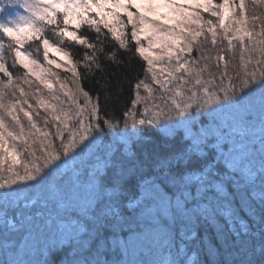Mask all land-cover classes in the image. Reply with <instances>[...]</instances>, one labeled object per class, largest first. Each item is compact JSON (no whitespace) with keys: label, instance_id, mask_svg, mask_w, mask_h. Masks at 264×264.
<instances>
[{"label":"snow or ice","instance_id":"obj_1","mask_svg":"<svg viewBox=\"0 0 264 264\" xmlns=\"http://www.w3.org/2000/svg\"><path fill=\"white\" fill-rule=\"evenodd\" d=\"M251 4L0 0V264H264V0ZM108 33L127 58L105 52ZM201 37L223 46L212 56ZM66 39L92 50L87 71L104 73L101 57L123 69L134 98L119 118L79 84ZM9 60L49 97L16 83ZM113 80L122 91L113 73L106 103Z\"/></svg>","mask_w":264,"mask_h":264},{"label":"trees","instance_id":"obj_2","mask_svg":"<svg viewBox=\"0 0 264 264\" xmlns=\"http://www.w3.org/2000/svg\"><path fill=\"white\" fill-rule=\"evenodd\" d=\"M217 2H219V0H217ZM247 3V7L249 10V13H251L253 6L251 4V0H246ZM257 12H264V8H257L256 9ZM102 28V32L106 33L107 30ZM80 33H86L88 38L90 40H95V37L97 36V33L94 30H91L88 28L87 25H82L80 28ZM128 35H129V44L128 47H133V42L130 41V31H127ZM46 35L52 37L53 39H55L54 36H52L51 32L46 33ZM100 40L103 41V48L105 50V52L111 54L112 52L116 53V58L120 59L122 58V54L123 58H127V54L125 53V50L123 49H119V44L116 40H114L111 36L110 33H108L106 36L105 35H101L100 36ZM224 45H226V41L223 42ZM221 45V46H220ZM218 47L216 46L213 52V54L211 53V55L215 56V53L217 50H219L223 45L220 44ZM60 47L62 48H66L71 54H72V58L73 60H79L80 63L77 65V70L81 73L80 76V80H79V84L86 90L88 91L90 94H99V103L101 104L102 108H103V112L101 113V115L103 116L104 113H107V118L109 119H115V118H119L121 116V113L123 112V110L129 106L130 104V100L132 98H134V92L133 89L130 87L129 83L123 79L124 77V71L121 68H117L116 63L113 60H109L107 58L101 57L99 62L104 66V73H102L100 71V69L95 68V66H92L91 71H87L84 67H83V53L85 51L91 53L92 50L90 49H86L83 46L77 45L75 43H69L67 41V39L65 40V43L60 45ZM213 51V49H212ZM42 52V49H41ZM41 52L39 54V59L41 58ZM34 55H37L35 52L33 53ZM98 56H100V53H97ZM139 60V58H138ZM238 62V61H237ZM144 62L142 60H139V63H137L134 67L139 69L140 64H143ZM8 67L9 70L13 73L14 78L19 76L20 79L23 76V70H21L18 66L16 68H12L11 67V60L8 61ZM87 71V77L85 78V73ZM115 74L116 78L121 80V86H122V91L117 90V88L115 87V80H113V89L110 93L111 95V99L108 100V102H105V93L102 90L103 86L105 85V81L106 79H109L112 77V74ZM141 77H143V73L140 74ZM19 80V79H18ZM16 80V82L18 81ZM225 82V86H226ZM68 88L74 89L75 85L71 83H68L66 85ZM66 100V99H65ZM81 102L83 101V98L80 97ZM68 104V106H71L70 103H66ZM21 115V114H20ZM42 116V115H41ZM40 116V118H41ZM35 117V116H34ZM42 126V125H41Z\"/></svg>","mask_w":264,"mask_h":264},{"label":"rangeland","instance_id":"obj_3","mask_svg":"<svg viewBox=\"0 0 264 264\" xmlns=\"http://www.w3.org/2000/svg\"><path fill=\"white\" fill-rule=\"evenodd\" d=\"M237 2H238V0H237ZM110 10H111V9H105L106 12H107V11H110ZM131 10H132V11H135V9H131ZM92 15H95V12H93ZM120 15H121V19L125 20V22H126L127 17H126L122 12L120 13ZM203 15H204V18H205V19H212V20L215 22V18H214V17H210L207 13H204ZM105 19L108 20L109 22H113V18H112L111 16H106ZM101 26H102V25H101ZM257 30H259V29L257 28ZM126 31H131L130 25L128 26V29H127ZM200 40H201V44H200L198 47H202L204 50H206V51L209 52L210 54H211V53L213 54L214 50H216V49L211 45V38L209 37V39H208L207 41H204V38L201 37ZM141 41H142V43H145V44H146V42L144 41L143 37H141ZM220 44H221V43L218 42V44H217L216 46L218 47ZM216 46H215V47H216ZM220 46H221V45H220ZM212 49H213V51H212ZM200 54H201V53L197 51V48L194 47V48H193V51H192V53H191V57L194 58V57L199 56ZM212 56H213V55H212ZM49 58H50V59H54V60H56L58 63H61V64L65 63V59H66L65 57L62 56V54H60V53H55V52H52V51H50V53H49ZM186 58H187V54H186ZM40 61L43 63L42 52H41V58H40ZM210 64H211V65H214V64H215V60L210 61ZM17 66L19 67V65H17ZM48 67H51L52 70H53V72H55V73L57 74V76H58L62 81L65 82L66 85H67L68 83H71V84H72V82H73V80H74V77L72 76L71 72H66V71H64L62 68H56L54 65H50V66H48ZM19 68H20V67H19ZM20 69L23 70V72H24V69H22V68H20ZM210 70H211V71H215L216 69H215L214 67H210ZM0 78H4L2 73H0ZM4 79H6V78H4ZM32 79L34 80V78H32ZM52 79L54 80L55 77H52ZM22 81H23V76H22V78L19 79L16 83L20 84V85L25 89L26 92H28V91L35 92V90L39 87V88L41 89L40 95H42V96L45 97V98H48V97H49V92H48V90H47V89H44L43 86H41V85L38 84V82H35V81H34L33 85L31 86V89H30L29 86H28L27 84H23ZM149 82H150V78H149ZM56 87L58 88V86H56ZM57 94L61 96V99H66V98L63 96L62 92H58ZM157 95H158V93H157ZM16 96H17V97L19 96V93H18V92L16 93ZM14 99H15V98L12 97L11 92H9V93H8V96L6 97V101H7V100H14ZM29 102L32 103L33 106L35 107L36 102H35V100H33V99L31 98V96L29 97ZM25 107H27V106L25 105ZM65 107L69 108V109L72 110V111L75 110L74 106H72V105H71V106H68V104H66ZM138 109L142 110V107L138 105ZM41 115H42V116H41ZM40 116H41V118H40ZM40 116H35L34 119L37 120L38 125H39L40 127L43 128V127H44V118L46 117V113H45L44 111L40 110ZM21 118H22V122L25 124V128L27 129V126H28V125H27V121L23 119V114H22V113H21ZM8 123H9L10 126H12V123H11L10 120L8 121ZM41 125H42V126H41ZM47 127H48L52 132L55 131V128H53L51 124H49ZM58 144H59V141H57V145H58ZM37 147H38V146H37Z\"/></svg>","mask_w":264,"mask_h":264}]
</instances>
